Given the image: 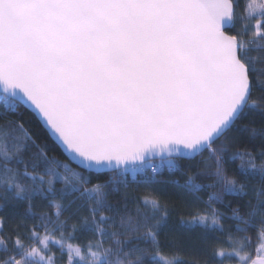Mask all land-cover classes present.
Here are the masks:
<instances>
[{
	"label": "snow or ice",
	"instance_id": "obj_1",
	"mask_svg": "<svg viewBox=\"0 0 264 264\" xmlns=\"http://www.w3.org/2000/svg\"><path fill=\"white\" fill-rule=\"evenodd\" d=\"M0 264H264V0H0Z\"/></svg>",
	"mask_w": 264,
	"mask_h": 264
},
{
	"label": "trees",
	"instance_id": "obj_2",
	"mask_svg": "<svg viewBox=\"0 0 264 264\" xmlns=\"http://www.w3.org/2000/svg\"><path fill=\"white\" fill-rule=\"evenodd\" d=\"M180 164H181L182 168L185 166V162L184 161H181ZM183 178L184 177L179 172L174 173L171 177L169 176V174L167 172H164L163 176H162V179H181L182 180ZM202 195H204L206 197L207 193H202ZM223 211L229 212L230 210L227 209V208H224ZM176 216H177V213H173L172 214V217H170V219H169V225L172 228L177 229L180 232L182 239H186L187 237L184 235L183 230L179 228ZM249 234L252 237V245H251V247L254 248V247H256L258 245L256 234H255L254 231L249 233ZM193 235H196V233H193ZM71 242L75 244V243H77V240L73 239ZM222 246H224V247H229L230 246L229 241H228V234L227 233H225L223 235V237H222ZM53 251H55L57 256L59 257L60 253L58 251V247H54Z\"/></svg>",
	"mask_w": 264,
	"mask_h": 264
},
{
	"label": "rangeland",
	"instance_id": "obj_3",
	"mask_svg": "<svg viewBox=\"0 0 264 264\" xmlns=\"http://www.w3.org/2000/svg\"><path fill=\"white\" fill-rule=\"evenodd\" d=\"M165 172H167V171H165Z\"/></svg>",
	"mask_w": 264,
	"mask_h": 264
}]
</instances>
